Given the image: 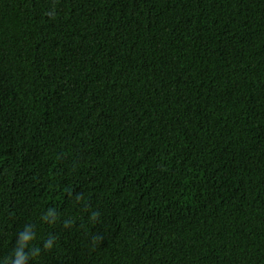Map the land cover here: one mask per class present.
<instances>
[{
  "label": "trees",
  "instance_id": "16d2710c",
  "mask_svg": "<svg viewBox=\"0 0 264 264\" xmlns=\"http://www.w3.org/2000/svg\"><path fill=\"white\" fill-rule=\"evenodd\" d=\"M0 264H264V0H0Z\"/></svg>",
  "mask_w": 264,
  "mask_h": 264
}]
</instances>
